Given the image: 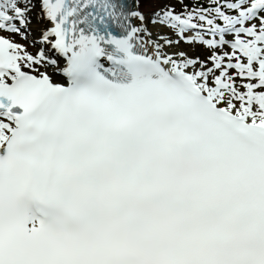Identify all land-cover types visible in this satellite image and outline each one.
I'll use <instances>...</instances> for the list:
<instances>
[{"label": "snow or ice", "instance_id": "snow-or-ice-1", "mask_svg": "<svg viewBox=\"0 0 264 264\" xmlns=\"http://www.w3.org/2000/svg\"><path fill=\"white\" fill-rule=\"evenodd\" d=\"M0 264H264V0H0Z\"/></svg>", "mask_w": 264, "mask_h": 264}]
</instances>
